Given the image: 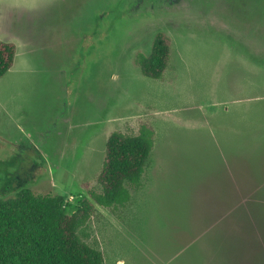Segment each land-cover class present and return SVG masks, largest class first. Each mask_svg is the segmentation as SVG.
Segmentation results:
<instances>
[{
  "label": "rangeland",
  "instance_id": "1",
  "mask_svg": "<svg viewBox=\"0 0 264 264\" xmlns=\"http://www.w3.org/2000/svg\"><path fill=\"white\" fill-rule=\"evenodd\" d=\"M158 32L171 58L152 80L134 62ZM0 40L17 46L0 199L27 188L74 211L109 135L147 125L141 186L80 238L105 264H264V0H0Z\"/></svg>",
  "mask_w": 264,
  "mask_h": 264
},
{
  "label": "trees",
  "instance_id": "2",
  "mask_svg": "<svg viewBox=\"0 0 264 264\" xmlns=\"http://www.w3.org/2000/svg\"><path fill=\"white\" fill-rule=\"evenodd\" d=\"M171 47L166 33L155 35L150 53L139 54L134 62L144 77L163 78ZM16 54L15 43L0 40V80L13 68ZM153 148L151 126L138 135L110 134L97 176L99 187L88 191L74 211H65L64 195H37L27 188L0 199V264H105L103 253L84 242L78 231L97 207L111 210L131 202L128 187L141 186Z\"/></svg>",
  "mask_w": 264,
  "mask_h": 264
}]
</instances>
